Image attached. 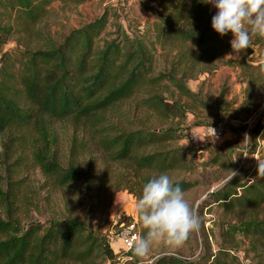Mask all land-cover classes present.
<instances>
[{"label": "trees", "instance_id": "1", "mask_svg": "<svg viewBox=\"0 0 264 264\" xmlns=\"http://www.w3.org/2000/svg\"><path fill=\"white\" fill-rule=\"evenodd\" d=\"M51 1L0 0V52L15 32L32 31L41 24L50 13ZM145 4L155 17L154 40H148L141 31L129 32L116 22L114 36L109 34L103 38L110 23L109 9L58 40L47 30L35 32L40 46L25 50L18 72L0 80V136L7 135V150L11 142L15 149L29 145L25 135L33 128L37 135L36 138L33 133L35 162L60 186L70 188L83 183L84 194L88 195L95 191V185L105 183L107 173L96 174L91 164V169H84L77 158L65 161L56 150V138L47 129L50 124L70 122L98 132L97 146L105 151L107 160L132 168L137 177L133 184L139 187V195L152 174H168L189 163L187 150L162 148L183 136L174 127L124 129L111 122L107 114L132 98L140 100L142 107L161 118L186 113V107L174 98L170 86L182 96L198 97L187 81L227 63L224 56L231 52L232 35L221 37L212 29L211 17L215 11L210 4L197 0H151ZM119 17V13L114 14L115 20ZM253 43L262 47L264 38L256 35ZM174 44L180 47L175 62L169 69L156 73L158 46L166 49ZM8 56L9 52L3 53V57ZM228 63L234 64L235 60ZM236 63L243 69L251 68L244 59ZM167 93L170 95L166 96ZM232 129L236 134L246 131V128ZM248 133L261 145L251 143L246 149L264 155L261 143L264 123L255 122ZM76 151L78 148H71L69 156L74 157ZM235 170L231 180L208 194L205 204L208 208L216 206L226 215H235V220H217V250L214 252L206 244L196 257L180 252L165 253L152 264H247V252L241 256L237 236L264 244V217L258 215L264 212V176H259L258 168L250 173L244 166ZM97 180L100 182L96 183ZM173 183H178L184 193L200 184L198 180L185 179ZM10 197L5 200L9 221L0 220L3 236L0 237V264H67L68 261L92 264L98 258L115 264V247L88 223L64 218L52 221L48 227L32 222L24 229L11 214L14 207ZM246 215H250L248 220ZM145 232L143 227L142 235ZM124 264L143 263L134 255L132 261Z\"/></svg>", "mask_w": 264, "mask_h": 264}, {"label": "rangeland", "instance_id": "2", "mask_svg": "<svg viewBox=\"0 0 264 264\" xmlns=\"http://www.w3.org/2000/svg\"><path fill=\"white\" fill-rule=\"evenodd\" d=\"M211 8L216 10L212 6ZM49 9L50 13L32 31L15 32L7 41L0 52V80L13 77L18 72L19 60L25 50H34L40 46L41 42L35 32L47 30L53 39L58 40L70 30L100 16L106 9L110 11V23L103 38L109 34L114 36L113 24L116 22L129 32L141 31L148 40H154L155 17L143 2L124 6L111 0H52ZM116 12L120 15L118 20L114 19ZM255 37L256 34H251L252 47L241 50L239 54L234 53L230 47L231 52L224 56L226 64L218 66L212 72L195 75L187 81L190 90L198 94V97L191 99L182 96L170 86L174 98L186 107V113L179 117L161 118L142 107L140 100L136 98L126 100L118 110L107 114L111 122L124 129L144 127L160 130L174 127L176 133L183 136L169 141L162 148L187 150L189 163L183 169L167 175L172 182L181 179L200 182L197 187L184 193L187 203L200 217L199 231L190 233L180 247H171L163 239L154 241L147 255L138 257L143 264H152L165 253L180 252L185 256L196 257L206 244H210L215 252L219 242L217 220H235L234 214L226 215L216 206L208 208L205 204L209 200L208 194L232 177L236 168L244 166L250 173L258 168L259 159H264L261 153L246 150L248 144L261 145L248 133L253 125L250 121L256 116L260 118L259 121L264 120V46L255 45ZM10 43L13 45L7 48ZM179 48L177 44L166 49L158 46L156 73L171 67ZM4 52H9V56L3 57ZM242 59L251 68L243 69L236 63ZM234 60V64L228 63ZM168 95L170 94L167 93L166 96ZM216 122L222 126L221 135H207L205 128L214 126ZM232 128H246V131L236 134ZM47 129L51 137L56 138V150L65 161L77 158L84 164V169L90 168L91 164L90 169L96 171V174L106 172L105 183H98L100 181L97 180L95 191L89 195L84 194L83 183L74 184L70 188L60 186L34 160L32 149L37 135L33 128L25 135L30 144L16 149L11 142L10 149L7 150L5 143L9 139L7 135L0 136V220L9 221L5 200L11 195L9 199L13 200L14 207L11 214L24 229L29 228L32 222L48 227L55 220L79 219L88 223L96 233L104 235L115 247V264L132 261V250L127 252L119 248L120 244L114 239L115 222L120 220L137 221L141 236L143 234V226L136 210L140 189L133 184L137 177L132 168L127 167V164L107 160L105 151L97 146L100 137L98 132L70 122H54ZM73 147L78 148V151L71 157L69 155ZM234 158L237 159L234 161ZM258 215L263 218V210ZM249 217L250 215H246L245 219L248 220ZM237 238L242 257L247 252V259L251 264H264V244L242 235ZM67 264L82 263L68 261ZM92 264L107 262L98 258Z\"/></svg>", "mask_w": 264, "mask_h": 264}, {"label": "clouds", "instance_id": "3", "mask_svg": "<svg viewBox=\"0 0 264 264\" xmlns=\"http://www.w3.org/2000/svg\"><path fill=\"white\" fill-rule=\"evenodd\" d=\"M197 2L216 9L211 27L221 37L231 33L230 45L234 53L252 47L251 34L264 38V0ZM258 173L264 176V159H259ZM136 210L146 229L144 235L133 238L132 253L137 257L146 256L151 244L161 239L171 247H180L190 233L198 232L201 226L200 217L187 203L182 188L166 173L153 176L143 184Z\"/></svg>", "mask_w": 264, "mask_h": 264}, {"label": "built area", "instance_id": "4", "mask_svg": "<svg viewBox=\"0 0 264 264\" xmlns=\"http://www.w3.org/2000/svg\"><path fill=\"white\" fill-rule=\"evenodd\" d=\"M113 2L122 3L124 6H130L135 3L140 2H148L151 0H111ZM216 11V10H214ZM260 118L257 116L254 117L250 124H254L255 122H258ZM262 123H264V120H261ZM205 131L207 132V135L209 136H217L221 135L222 133V126L221 124H216L214 126H209L205 128ZM249 131V129H248ZM262 144H264V140L261 141ZM247 150V149H246ZM115 231H114V239L116 243H119V248L124 249L127 252H130L133 247V238L141 236L140 227L137 223V221L130 220L129 222H121L118 221L115 222ZM247 264H251L250 260L246 259Z\"/></svg>", "mask_w": 264, "mask_h": 264}, {"label": "water", "instance_id": "5", "mask_svg": "<svg viewBox=\"0 0 264 264\" xmlns=\"http://www.w3.org/2000/svg\"><path fill=\"white\" fill-rule=\"evenodd\" d=\"M13 45V43H10L7 45V48L11 47Z\"/></svg>", "mask_w": 264, "mask_h": 264}, {"label": "crops", "instance_id": "6", "mask_svg": "<svg viewBox=\"0 0 264 264\" xmlns=\"http://www.w3.org/2000/svg\"><path fill=\"white\" fill-rule=\"evenodd\" d=\"M133 5V4H132ZM132 5H130V6H132Z\"/></svg>", "mask_w": 264, "mask_h": 264}]
</instances>
